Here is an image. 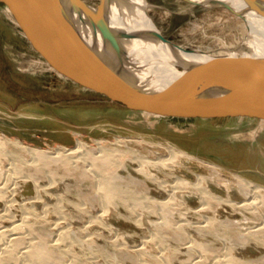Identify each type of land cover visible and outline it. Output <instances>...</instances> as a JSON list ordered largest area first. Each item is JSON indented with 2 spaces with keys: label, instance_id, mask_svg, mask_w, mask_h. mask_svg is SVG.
Returning <instances> with one entry per match:
<instances>
[{
  "label": "rangeland",
  "instance_id": "rangeland-1",
  "mask_svg": "<svg viewBox=\"0 0 264 264\" xmlns=\"http://www.w3.org/2000/svg\"><path fill=\"white\" fill-rule=\"evenodd\" d=\"M183 5V2L178 0H148L146 7L148 15L152 17L158 30L166 38L181 46L184 45L194 50L205 49L211 53L230 51L255 53L257 47L260 46L258 41L252 43L253 38L247 31L246 23L234 13L228 12L227 9L188 7L185 4L188 7L186 9ZM233 15L237 16V19ZM0 133L6 137L7 141L3 153H0V181L8 178L12 159L16 164L23 165L25 173L29 174L34 170V167L27 162L31 157L30 153H25L18 144L56 151L60 148H73L78 140H82L90 150L97 151L102 146L126 149L128 146L150 157L167 154L164 147L156 143L172 144L205 161L201 163L182 159L181 165L175 168L177 174L195 181L196 173L209 175L212 166H216L221 171L220 175L230 182L229 189L217 185L214 180H210L208 186L216 194L229 196L233 200H244L241 193L236 190V186H233L236 181V178L232 177L233 173H238L264 186V119L249 116L181 119L130 110L123 104L89 91L54 72L43 57L32 48L10 10L2 3H0ZM149 142L151 144H148ZM124 161L123 167H114L117 168L116 171L120 176H132L136 182L141 179L145 180L139 188L143 194L147 193L159 198L168 197L162 188L145 179L142 173L135 171L138 167L137 163L131 161L130 158ZM81 170L82 166L70 173H66L62 168L54 170V185L56 186H54L56 188L54 194L60 195V202H63L60 204L62 210L60 208L59 211L49 207L46 209L47 212H44L41 207L42 202H35L34 208L28 209L31 215L25 214V210L17 203L37 196L31 180L24 185L21 184L19 188L16 187L17 191L14 190L12 199L15 198L14 202H17H13L7 211L5 203L11 198V192L6 191L5 197L0 200V224L7 228L15 221L23 224V218L27 215L28 220H25V225L21 226L23 228H17L18 234H22L23 237L27 235L25 239L28 244L25 242L22 248H19L21 253L28 248L31 241H37L36 238H39L40 234L49 242L48 246L52 252L67 248L69 240H57L58 228L62 227H72L71 230L69 229L72 232L70 235L84 239L92 236L89 238L93 240L92 249L83 245L80 247L81 244L74 241L75 246L68 247L69 252L62 256V263H60L61 260H48L53 264L57 262L63 264L64 260H66L64 263L74 264L71 262L74 258L79 264H99L98 262L104 256L106 257V254L110 256L113 253L116 255L114 264H139L138 253L134 251V246H139L148 236V232L143 225H137L134 220L135 214L127 211L122 203L116 204L115 208L110 207L117 209V212L111 216H109L110 212L105 214L107 221L113 223L116 230L101 227L99 222H94L90 229L84 230L91 216L100 213L101 210L100 205L96 204L98 203L96 198L93 197L96 194L93 187L94 180L90 176H81L79 174ZM164 171L169 172L167 169ZM153 172L165 177L163 171L153 169ZM43 173L45 174L42 172L37 180L40 185L50 182L48 175L44 176ZM129 187L137 189L133 184H129ZM57 196H51L46 200L43 196L42 199L46 205H53L58 201ZM185 201L191 208L201 205L196 194L185 197ZM207 213L214 214L217 220L237 222L238 228L258 225L260 219L247 210L221 204L214 205ZM175 214L180 218L188 217L187 219L192 222L202 221V218L192 209L186 210L183 206L178 211L176 210ZM151 218L155 220L154 216ZM239 223L241 226L238 225ZM5 237L7 238V235ZM200 237H205L208 244L214 249H219L218 251L223 248L221 240L215 239L212 234L205 232L197 239L200 240ZM172 241L176 245L181 244L176 239ZM154 246L150 243L146 250L157 254L158 251ZM234 248L235 256L250 261V264H258L259 259L262 260L260 264L264 263V246L255 245L252 242L236 245ZM194 253L195 256L199 254V251H194ZM185 257L182 255L180 258ZM202 258L203 262L199 261V264H208L213 256L209 252L206 253L205 258ZM145 259L149 263L153 262L149 256H145ZM116 260L118 263L115 262ZM36 261L38 260H34L35 264H38ZM16 262H21V259ZM102 262V264H108L104 260Z\"/></svg>",
  "mask_w": 264,
  "mask_h": 264
},
{
  "label": "bare ground",
  "instance_id": "bare-ground-1",
  "mask_svg": "<svg viewBox=\"0 0 264 264\" xmlns=\"http://www.w3.org/2000/svg\"><path fill=\"white\" fill-rule=\"evenodd\" d=\"M178 1H182L183 4H186L188 7L202 6L205 8H210L206 7L203 3H200V0H191V2L185 0ZM218 1H222L227 4L229 3L237 11H241L245 7V2H243V0ZM60 2L62 3L65 11L70 15L71 18L74 19L73 21H75L76 27L85 37L87 43L98 50L107 60L115 59L117 56L114 52V49L110 48L108 42L103 40L100 32L97 30L94 33L92 32V26L88 17H85L83 14H81V12L79 13L74 11L72 9L71 2L68 0H60ZM82 2H84L86 5L88 4V7L97 11L99 5L98 0H82ZM105 2L106 4H104L101 8V14L106 17L112 30L116 31L119 30V28H122L131 32L135 30L155 28L151 17H149L143 10V6L146 3L148 4V0H105ZM186 5L184 7L187 9L188 7H186ZM233 17L237 19V16L233 15ZM239 18L241 21L246 23L247 31L251 33V37L253 38L251 39L252 43L253 41H258L260 44V46L257 47V51L255 53H248L246 51L242 53L240 51V53L234 51L226 53H211L209 50L201 49L186 53V59L191 62H199V60L210 58L214 59V57L229 58L230 56H264V15L250 10L247 11L243 18ZM119 43L122 55L121 59L124 60V63L126 64V71L131 73L137 82L148 89L152 90L166 87L168 83L180 77L183 73L181 69L177 68L175 64V55L168 44L166 45L156 39L140 37H135L132 39L120 38ZM5 138L6 137L0 133L1 154L6 147L5 142L7 141ZM148 144L151 143L149 142ZM156 144L163 146L167 151V154L150 157L146 154L143 155L142 153L128 146L126 149L102 146L99 150L94 151L92 149L90 150L87 144L82 140H78L77 145L73 148H60L56 151L18 144L25 153H30L31 157L27 162L30 163L32 167H34V170L33 172L27 174L24 172L23 165L16 164L15 160L12 159V167L10 168V174L8 175V178L4 181H0V200L2 197H5L6 191L11 192V198L6 200L5 203V208L7 211V209L13 205V202L15 201V198L14 200L12 199L14 190L19 188L21 184L24 185V183H28V181L31 180L32 187H34V189L37 191V196L29 197L25 202L23 200L17 203L21 208H23V210H25V214L31 215V211L29 212L28 209H33L35 202H42L41 207H43L44 212H47L46 209L49 207L55 208L59 211L62 206H60V204H63V202H60V195L57 196V194H54L56 189L54 188V170L62 168L66 173H70L71 171H75L80 166H82V170L79 174L81 176H90L93 178V187L94 190H96V194H94L93 197L96 198L95 200L98 202L96 204L100 205L101 210L100 213L98 212L96 215L93 214V217L91 216L88 223L85 225L84 230L90 229V226L94 222H99L101 227L103 226L104 228L108 229L111 228L112 230L115 229V225L107 221L108 218L105 216V214L110 212L109 216H111L117 212V209H114L115 205L122 203L127 211L135 214L134 220L137 225H143L146 228L145 230L148 232V236L142 240L141 244L139 246H134V251L138 253L137 257L140 261L139 264H157L158 262L161 264H199V261L203 262L202 257L205 258L206 253L209 252L212 253L213 258L208 264H250V261H246L235 256L234 247H236V245L239 246L247 243L250 244L252 242L255 245L264 246V186L257 184L251 179H246L238 173H233L232 177L236 178L233 186H236V190L241 193V195L244 197V200H233L229 196H222L219 193L216 194L215 191H213L212 188L208 186V182L210 180H214L217 185L224 186L225 189H229L228 184L230 183L227 178L220 175L221 171L218 170L216 166H212L210 170L211 173L209 175L196 173L195 181L191 180L187 177L177 174L175 172L176 166L181 165L182 159L195 160L201 163L202 161H205L201 160L195 155L189 154L188 152L185 153L172 144ZM127 158H130L131 161L137 163L138 167L136 166V172L142 173L145 179L152 181V183L162 188L167 193L168 197L159 198L151 196L147 193L143 194L139 188L145 183V180L141 179L136 182L135 178L132 176H120V174L116 171L117 168L115 169L114 167H121L123 163H125L124 160H127ZM153 169L163 171L165 177H161L157 172H153ZM166 169L169 172L164 171ZM25 171L27 170L25 169ZM42 172H45V174L43 173L44 176L48 175L50 178V182L48 184L40 185L37 181ZM129 184H133L137 189H131ZM190 194H196L201 205L194 208L189 207V205L186 204L185 197L187 198V196ZM51 196H57L56 199L58 201L56 204H48L50 205L48 206L44 203L45 201L42 199V197H46V200L51 198ZM79 196L81 195L79 194ZM219 204L228 205L231 208L235 207L247 210L260 218L259 224L246 228H238V226H236L237 222L220 219L217 220L214 214L209 215L207 212L208 210L212 209L214 205ZM182 206L185 207L186 210L192 209L193 212L202 218V221L192 222L187 219L188 217L184 218L183 216L180 218L179 215L176 216V210L178 211V209ZM110 207L114 208L111 209ZM85 211L86 209L84 212ZM180 212L181 211H179V213ZM26 216L23 218V224L15 221L10 226H8V228L3 224H0V264H35L34 260H38L36 261L38 264H53L48 260H63L62 256L69 252L68 247L72 248L71 246L74 245V241H76L75 243L77 244H81L80 247L83 245L86 248H93V240H89L90 237L92 238L91 235L87 239L70 235L71 231H69V229L71 230L72 228L70 226L71 228H58L59 234L57 235V240L70 241L67 248L64 247L58 252H52L48 246L49 242L46 241V238L43 235L40 236V234L39 238H36L37 241H31L28 248H26L21 253L19 252V248H22L21 246H23L25 242L28 244L25 239L27 235L23 237L21 236L22 234H18L17 228L25 225V220H28L26 219ZM151 216H154L155 220H152ZM63 220L64 218L62 217V221ZM95 225L97 226V223ZM238 225H240V223ZM205 232L212 234L215 239L221 240L223 243V248H221L220 251H218L219 249L217 250L216 248L214 249V247H211L205 237H200V240L197 239L199 235H204ZM6 235L7 238L5 237ZM6 239L7 241H5ZM93 239H95V237ZM121 239L123 240L124 238ZM173 239L178 240V242L180 241L181 244H178L179 246L174 244L172 241ZM115 241H117V237L114 239V242ZM150 243L155 245L154 247H156L155 249L158 251L157 254L146 250V247L150 246ZM194 251H199V254L194 256ZM73 253L74 252H72V254ZM182 255H185L186 257L180 258ZM71 256L72 255H70V257ZM145 256H149L153 262H147ZM115 258L116 255L114 253L110 256L106 254V257L104 256L102 260L108 264H114L113 261ZM210 258L211 257H209V259ZM18 259H21V262L17 263L16 261ZM62 260L60 263H62ZM102 260L98 263L102 264ZM64 261L63 264L66 263H64ZM260 261L262 260L259 259L258 264H260ZM71 262L76 264L77 260L74 258L71 260ZM115 262L118 263L117 260ZM56 264H58V262Z\"/></svg>",
  "mask_w": 264,
  "mask_h": 264
},
{
  "label": "water",
  "instance_id": "water-1",
  "mask_svg": "<svg viewBox=\"0 0 264 264\" xmlns=\"http://www.w3.org/2000/svg\"><path fill=\"white\" fill-rule=\"evenodd\" d=\"M68 1L74 11L88 17L92 32H100L114 49L115 59L107 60L87 43L60 0H0L32 48L57 74L134 111L181 119L232 116L264 119V56L214 57L191 62L185 54L195 50L166 38L148 15L147 3L143 10L155 28L130 32L122 28L112 30L101 14L105 0H98L97 11L82 0ZM199 2L206 7L227 9L241 18L250 10L264 15V0H243L245 7L241 11L218 0ZM135 37L168 44L177 68L183 70L181 76L161 89L151 90L137 82L126 71L119 43L120 38Z\"/></svg>",
  "mask_w": 264,
  "mask_h": 264
}]
</instances>
